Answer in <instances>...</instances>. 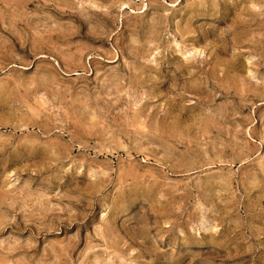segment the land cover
I'll list each match as a JSON object with an SVG mask.
<instances>
[{
    "label": "rangeland",
    "instance_id": "374dc122",
    "mask_svg": "<svg viewBox=\"0 0 264 264\" xmlns=\"http://www.w3.org/2000/svg\"><path fill=\"white\" fill-rule=\"evenodd\" d=\"M82 160L141 193L119 222L86 228ZM4 248L15 264H264V0H0Z\"/></svg>",
    "mask_w": 264,
    "mask_h": 264
},
{
    "label": "clouds",
    "instance_id": "9594fccd",
    "mask_svg": "<svg viewBox=\"0 0 264 264\" xmlns=\"http://www.w3.org/2000/svg\"><path fill=\"white\" fill-rule=\"evenodd\" d=\"M80 0H75V3H79ZM75 166L80 170L81 183L84 184L87 192L82 196L78 195L73 197L77 203H83V210L88 212L91 210L93 205L95 206V214L91 216L87 227H92L101 218H107L110 221L119 222L124 216L121 215L119 219H114L118 209H121L120 205L125 201L131 203L133 200L139 199L141 193L134 191H127L123 197L118 195L116 183H123L120 180V174L117 167L106 165L108 171L105 172L104 168H101L95 161L82 160L75 162ZM68 167H72V163L68 164ZM86 169H94L96 175H92L90 172H86ZM19 171V170H18ZM111 185V187H108ZM20 192V189H17ZM114 193H117L114 195ZM21 204V211H29L36 214L38 211V205L36 202L30 200L26 195L21 196L18 200ZM132 211H135L133 208ZM103 213V217L101 214ZM8 249H0V264H15V261L9 260ZM55 264V262H51ZM95 264H113L112 256H108L107 259L97 260Z\"/></svg>",
    "mask_w": 264,
    "mask_h": 264
}]
</instances>
